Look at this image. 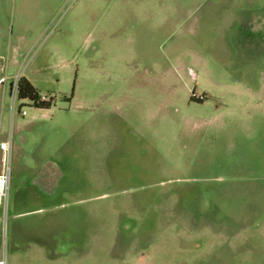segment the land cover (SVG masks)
Here are the masks:
<instances>
[{"label": "rangeland", "instance_id": "rangeland-1", "mask_svg": "<svg viewBox=\"0 0 264 264\" xmlns=\"http://www.w3.org/2000/svg\"><path fill=\"white\" fill-rule=\"evenodd\" d=\"M0 108L6 264H264V0H0Z\"/></svg>", "mask_w": 264, "mask_h": 264}, {"label": "built area", "instance_id": "built-area-1", "mask_svg": "<svg viewBox=\"0 0 264 264\" xmlns=\"http://www.w3.org/2000/svg\"><path fill=\"white\" fill-rule=\"evenodd\" d=\"M22 77L16 76L12 94H11V109L10 111L13 114L15 100H17V86L18 82ZM201 99V98H200ZM24 114V112H22ZM12 133L11 125L9 130H5L1 125V108H0V209L6 211L7 201H8V192L11 180V166L10 158L12 155ZM0 264H6L4 257L0 258Z\"/></svg>", "mask_w": 264, "mask_h": 264}, {"label": "trees", "instance_id": "trees-1", "mask_svg": "<svg viewBox=\"0 0 264 264\" xmlns=\"http://www.w3.org/2000/svg\"><path fill=\"white\" fill-rule=\"evenodd\" d=\"M18 100H28L36 109H49L51 100L41 97L37 89L24 77L20 79L17 86Z\"/></svg>", "mask_w": 264, "mask_h": 264}]
</instances>
